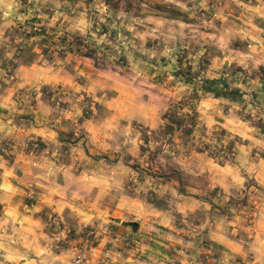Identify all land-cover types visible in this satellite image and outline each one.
<instances>
[{"label": "rangeland", "instance_id": "374dc122", "mask_svg": "<svg viewBox=\"0 0 264 264\" xmlns=\"http://www.w3.org/2000/svg\"><path fill=\"white\" fill-rule=\"evenodd\" d=\"M261 85L264 0H0V155L47 248L0 264H264Z\"/></svg>", "mask_w": 264, "mask_h": 264}, {"label": "crops", "instance_id": "0c3cea01", "mask_svg": "<svg viewBox=\"0 0 264 264\" xmlns=\"http://www.w3.org/2000/svg\"><path fill=\"white\" fill-rule=\"evenodd\" d=\"M29 72L34 76L36 74L42 75L43 69L39 67L31 68ZM259 87H264V85ZM6 89L13 91L12 87H4L3 92L0 90V133L3 134V132L10 131L7 134H12L11 128L22 123L14 115L10 114L13 105L7 101ZM33 131L37 132L39 130L38 128H33ZM238 131L245 136L247 135L246 131L240 129ZM16 162L15 165H12L0 155V165L2 167V176L0 178V242L9 241L7 243L10 244L11 251L19 255L24 252V249H29V247L33 249L47 248L43 247V240L40 236L42 233L38 231V227L35 225L36 220H39L38 216L35 212L29 211L25 199L19 195L24 193V189L16 184L24 176L20 171L24 172L29 169V161L21 154H18ZM62 207L63 203L59 204L58 208L62 209ZM17 220H20L21 223H18ZM28 261L33 264L32 259Z\"/></svg>", "mask_w": 264, "mask_h": 264}]
</instances>
